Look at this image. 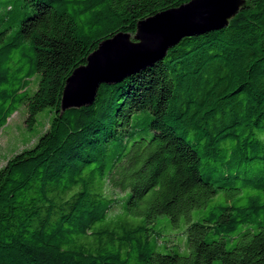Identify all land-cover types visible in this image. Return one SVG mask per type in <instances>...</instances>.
Instances as JSON below:
<instances>
[{"label": "trees", "instance_id": "1", "mask_svg": "<svg viewBox=\"0 0 264 264\" xmlns=\"http://www.w3.org/2000/svg\"><path fill=\"white\" fill-rule=\"evenodd\" d=\"M18 1L17 30L0 31V129L19 106L28 129L52 116L0 167V264H264V0L64 111L100 42L189 0ZM194 210L180 243L154 240L159 216Z\"/></svg>", "mask_w": 264, "mask_h": 264}, {"label": "water", "instance_id": "2", "mask_svg": "<svg viewBox=\"0 0 264 264\" xmlns=\"http://www.w3.org/2000/svg\"><path fill=\"white\" fill-rule=\"evenodd\" d=\"M245 0H189L136 24L133 36L117 33L98 44L66 78L60 109L92 105L101 84L112 85L163 59L182 38L225 28Z\"/></svg>", "mask_w": 264, "mask_h": 264}, {"label": "rangeland", "instance_id": "3", "mask_svg": "<svg viewBox=\"0 0 264 264\" xmlns=\"http://www.w3.org/2000/svg\"><path fill=\"white\" fill-rule=\"evenodd\" d=\"M6 5H10L12 10L9 12L6 11ZM26 10L27 9L19 7L18 0H0V31H4L7 26H11V29L8 31H16L17 22ZM37 82L38 76L32 78L30 81L28 86L30 93L36 89ZM51 116L52 112L49 108L40 111L36 115L34 125L28 129L24 123L25 107L19 106L18 109L8 118L5 126L0 129V167L3 166L14 153L23 148L31 147L46 129ZM189 218L190 219L182 216L178 225L173 226L167 221L166 216H159L157 218V223L154 226V240L156 241V236L158 243H167L168 245L180 243L179 240L183 238V235L185 237L184 232L187 224L190 221L198 219V214L195 210L191 212ZM141 219V217L129 216L128 220L132 224H137L141 222ZM103 226H108V223ZM183 241L184 240H182V242ZM213 264H220V262L217 260Z\"/></svg>", "mask_w": 264, "mask_h": 264}]
</instances>
